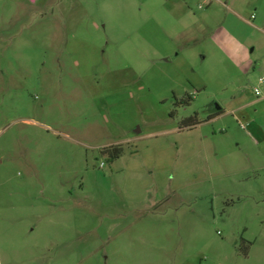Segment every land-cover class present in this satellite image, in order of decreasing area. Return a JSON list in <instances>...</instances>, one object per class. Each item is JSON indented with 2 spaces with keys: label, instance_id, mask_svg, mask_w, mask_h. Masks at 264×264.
Returning a JSON list of instances; mask_svg holds the SVG:
<instances>
[{
  "label": "rangeland",
  "instance_id": "obj_1",
  "mask_svg": "<svg viewBox=\"0 0 264 264\" xmlns=\"http://www.w3.org/2000/svg\"><path fill=\"white\" fill-rule=\"evenodd\" d=\"M261 78L264 0H0V264H264Z\"/></svg>",
  "mask_w": 264,
  "mask_h": 264
},
{
  "label": "trees",
  "instance_id": "obj_2",
  "mask_svg": "<svg viewBox=\"0 0 264 264\" xmlns=\"http://www.w3.org/2000/svg\"><path fill=\"white\" fill-rule=\"evenodd\" d=\"M220 113L221 111H219L217 114H220ZM198 124L199 122L197 121L196 117L187 118L182 121L183 128H192ZM102 153L104 155H107L109 159L115 160V159L120 158L123 155L124 149L122 146H111L110 148L104 149ZM245 254L247 255L246 251H245Z\"/></svg>",
  "mask_w": 264,
  "mask_h": 264
},
{
  "label": "built area",
  "instance_id": "obj_3",
  "mask_svg": "<svg viewBox=\"0 0 264 264\" xmlns=\"http://www.w3.org/2000/svg\"><path fill=\"white\" fill-rule=\"evenodd\" d=\"M251 18L254 19V15ZM261 81L263 82L264 81V78H261Z\"/></svg>",
  "mask_w": 264,
  "mask_h": 264
},
{
  "label": "crops",
  "instance_id": "obj_4",
  "mask_svg": "<svg viewBox=\"0 0 264 264\" xmlns=\"http://www.w3.org/2000/svg\"><path fill=\"white\" fill-rule=\"evenodd\" d=\"M259 101V100H258ZM262 101H260V103H261ZM219 111H221V109H219ZM252 123H254V121L252 120Z\"/></svg>",
  "mask_w": 264,
  "mask_h": 264
}]
</instances>
